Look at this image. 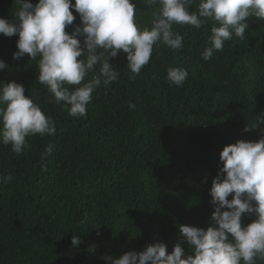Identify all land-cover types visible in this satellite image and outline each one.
Masks as SVG:
<instances>
[{
  "label": "trees",
  "instance_id": "obj_1",
  "mask_svg": "<svg viewBox=\"0 0 264 264\" xmlns=\"http://www.w3.org/2000/svg\"><path fill=\"white\" fill-rule=\"evenodd\" d=\"M133 2L139 26L150 28L158 7ZM17 9L14 0H0V18L16 23ZM72 11L69 33L83 26ZM248 23L245 39L233 34L209 61L201 53L213 22L199 30L174 25L184 47L154 46L134 80L127 54L119 53L110 59L118 80L99 86L79 118L39 82V58L13 59L18 35L0 34V59L8 65L0 82L23 84L57 129L55 135L26 137L29 147L21 155L0 143V175L13 177L0 184V264H108L103 257L141 252L157 241L170 254L182 241L180 225L207 229L223 148L241 139L258 141L264 129L243 131L264 116V20L250 17ZM77 38L83 45L84 37ZM169 67L188 70L183 86L167 81ZM49 143L56 148L44 171L41 156ZM253 219L245 214L242 225ZM73 235L80 236L79 247L71 246ZM182 247L185 255L194 254L187 242Z\"/></svg>",
  "mask_w": 264,
  "mask_h": 264
},
{
  "label": "clouds",
  "instance_id": "obj_2",
  "mask_svg": "<svg viewBox=\"0 0 264 264\" xmlns=\"http://www.w3.org/2000/svg\"><path fill=\"white\" fill-rule=\"evenodd\" d=\"M18 6L17 22L0 18V34L18 35L13 59L19 61L26 54L38 59V80L54 95L56 104L63 103L72 117H85L92 93L101 85L108 87L120 76L110 63L119 53L127 54V69L135 79L148 65L154 46L163 44L172 50L184 47V36L174 31V25H190L199 30L213 22L208 46L201 53L204 61L215 52L223 51L225 41L233 34L243 40L249 28L250 17L264 20V0H144L158 7L151 27L141 28L137 22V8L133 0H14ZM196 5V10L192 6ZM82 22L71 33L66 28L76 17ZM83 36V45L77 37ZM83 57V58H82ZM91 80L84 82L90 73ZM8 65L0 59V70ZM188 70L169 67L167 81L183 86ZM69 85L76 86L74 90ZM135 109V104H129ZM264 125V116H256L252 126L243 131ZM55 121L25 95L23 84L15 81L0 82V143L10 145L17 155L29 147L26 137L55 135ZM55 143H49L41 156V166L47 170V157ZM220 160L223 167L212 181L210 189L214 211L207 229L180 225L182 241L169 254L163 242L149 244L137 252L124 253L119 258L105 256L108 264H257L264 261V129L258 141L238 140L226 145ZM11 175H0V184L12 181ZM231 195V199L229 196ZM253 217L242 225V217ZM87 220V213L84 220ZM187 242L194 254L185 255L182 243ZM82 243L73 235L72 247Z\"/></svg>",
  "mask_w": 264,
  "mask_h": 264
}]
</instances>
